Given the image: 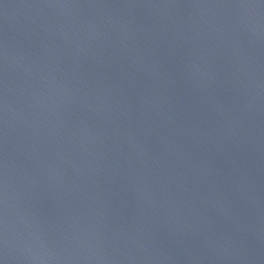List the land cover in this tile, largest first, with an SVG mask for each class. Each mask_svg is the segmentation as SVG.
Returning <instances> with one entry per match:
<instances>
[{
	"label": "water",
	"instance_id": "1",
	"mask_svg": "<svg viewBox=\"0 0 264 264\" xmlns=\"http://www.w3.org/2000/svg\"><path fill=\"white\" fill-rule=\"evenodd\" d=\"M0 264H264V0H0Z\"/></svg>",
	"mask_w": 264,
	"mask_h": 264
}]
</instances>
